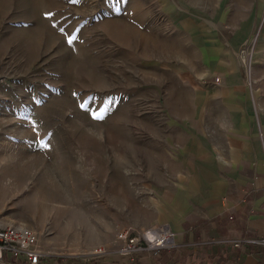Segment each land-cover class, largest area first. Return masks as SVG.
I'll return each instance as SVG.
<instances>
[{
  "label": "rangeland",
  "instance_id": "rangeland-1",
  "mask_svg": "<svg viewBox=\"0 0 264 264\" xmlns=\"http://www.w3.org/2000/svg\"><path fill=\"white\" fill-rule=\"evenodd\" d=\"M219 3L0 0V226L33 230L44 264H164L117 251L123 231L168 219L161 200L201 198L199 179L218 178L206 138L186 125L179 143L171 97L178 59L211 37L186 25L216 20ZM243 7L245 83L264 102V0ZM39 189L56 194L45 211L31 208Z\"/></svg>",
  "mask_w": 264,
  "mask_h": 264
},
{
  "label": "crops",
  "instance_id": "crops-1",
  "mask_svg": "<svg viewBox=\"0 0 264 264\" xmlns=\"http://www.w3.org/2000/svg\"><path fill=\"white\" fill-rule=\"evenodd\" d=\"M224 1L212 14L217 13L216 20L206 21L203 28L186 25L211 28V37L197 39L199 55L178 59V93L171 97L179 143L186 142V125L200 133L208 141L204 155L219 175L199 179L201 198L183 196L184 188L179 202H159L169 214L160 224L174 233L177 243L176 250L161 253L164 264H264V247L246 243L264 235V102L245 83L249 33L240 15L243 5L249 9V0H236L232 9ZM178 22L179 31H185ZM236 242L241 245L235 247Z\"/></svg>",
  "mask_w": 264,
  "mask_h": 264
},
{
  "label": "built area",
  "instance_id": "built-area-1",
  "mask_svg": "<svg viewBox=\"0 0 264 264\" xmlns=\"http://www.w3.org/2000/svg\"><path fill=\"white\" fill-rule=\"evenodd\" d=\"M120 239L122 244L117 253L123 256L148 253L158 257L160 253L176 245L174 233L165 225H153L136 233L125 230ZM246 243L264 247V235L259 240H249ZM240 245V242L234 243L235 247ZM94 254L104 255L106 252L99 247ZM8 256L16 261L15 264H44L46 255L39 248L38 238L33 230L22 224H12L0 226V263Z\"/></svg>",
  "mask_w": 264,
  "mask_h": 264
},
{
  "label": "bare ground",
  "instance_id": "bare-ground-1",
  "mask_svg": "<svg viewBox=\"0 0 264 264\" xmlns=\"http://www.w3.org/2000/svg\"><path fill=\"white\" fill-rule=\"evenodd\" d=\"M20 176L15 178V182H17L18 184H20ZM9 185V184H8ZM17 185V184H16ZM36 195L37 199H34L32 201L31 204V208L32 206H34V208H38L41 209L42 211L46 208H48V206L45 204V201H51L54 200L56 198V194L53 191H48L46 189H39L37 190V192L34 193ZM54 202V201H53ZM52 202V203H53ZM49 209V208H48ZM52 209V208H51ZM37 210V209H36ZM45 211V210H44Z\"/></svg>",
  "mask_w": 264,
  "mask_h": 264
},
{
  "label": "trees",
  "instance_id": "trees-1",
  "mask_svg": "<svg viewBox=\"0 0 264 264\" xmlns=\"http://www.w3.org/2000/svg\"><path fill=\"white\" fill-rule=\"evenodd\" d=\"M250 247H252V248H255L256 247V245H254V244H252V245H249Z\"/></svg>",
  "mask_w": 264,
  "mask_h": 264
},
{
  "label": "snow or ice",
  "instance_id": "snow-or-ice-1",
  "mask_svg": "<svg viewBox=\"0 0 264 264\" xmlns=\"http://www.w3.org/2000/svg\"><path fill=\"white\" fill-rule=\"evenodd\" d=\"M69 42H71V41H69Z\"/></svg>",
  "mask_w": 264,
  "mask_h": 264
}]
</instances>
